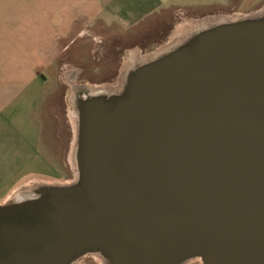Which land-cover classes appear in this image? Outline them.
<instances>
[{"label": "water", "instance_id": "95a60500", "mask_svg": "<svg viewBox=\"0 0 264 264\" xmlns=\"http://www.w3.org/2000/svg\"><path fill=\"white\" fill-rule=\"evenodd\" d=\"M76 109L78 176L0 205V264H264V14Z\"/></svg>", "mask_w": 264, "mask_h": 264}, {"label": "crops", "instance_id": "0c3cea01", "mask_svg": "<svg viewBox=\"0 0 264 264\" xmlns=\"http://www.w3.org/2000/svg\"><path fill=\"white\" fill-rule=\"evenodd\" d=\"M261 1L0 0V192L10 195L53 172V159H44L39 147L57 94L50 85L59 83L61 66L74 65L73 51L91 49L96 37L112 41L127 33L166 35L158 50L171 42L178 19L249 10ZM54 67L56 81L46 75ZM38 162H47L44 171Z\"/></svg>", "mask_w": 264, "mask_h": 264}, {"label": "rangeland", "instance_id": "374dc122", "mask_svg": "<svg viewBox=\"0 0 264 264\" xmlns=\"http://www.w3.org/2000/svg\"><path fill=\"white\" fill-rule=\"evenodd\" d=\"M260 11V13H259ZM262 11V12H261ZM264 12V1L258 2L252 9L235 10L226 14L208 15L200 18H193V20L201 21L208 18H215V16H232V15H262ZM264 14V13H263ZM192 18L178 19L176 29L172 33L171 39L176 35L179 26L190 22ZM192 20V21H193ZM191 34V33H190ZM102 38L93 39L91 49L87 47L85 51L72 52L76 54L73 66H61L59 70V83H52L53 88L57 86V94L55 98L50 99L53 102L52 108L46 110L45 128H43L42 141L39 152L43 154L44 159H48V155L53 159L51 175L38 176L28 179L27 182L15 189L10 195H5L4 191L0 192V205L11 203L15 200L17 192L23 189H30L42 184H67L72 183L77 178V174L72 170L69 156L74 145V131L73 124L70 120V110L72 105L70 103V96L72 92V85L92 86V85H111L118 84L124 62L129 55L133 53H140L142 56L153 55L158 50H153L159 43L167 40V36H155L151 33L144 34H123L118 35L117 38L111 41V35L101 36ZM140 38L141 41H137ZM157 40V44L155 41ZM111 41V42H110ZM167 46V45H166ZM164 46L163 48H165ZM161 47V46H159ZM77 48V47H76ZM162 49V48H161ZM160 49V50H161ZM144 54V55H143ZM132 69V68H131ZM130 69V70H131ZM52 70V71H51ZM129 70V71H130ZM57 69L50 68L46 75L49 77L56 74ZM50 78V77H49ZM53 78V77H51ZM56 81V76L53 78ZM86 84V85H85ZM48 86V85H47ZM47 162H38L35 164L38 170L46 167ZM51 168V169H52ZM38 184V185H37ZM30 185V187H29ZM32 186V187H31ZM35 189V188H34ZM102 259V260H100ZM82 262V263H81ZM79 264H106L105 259L100 255L89 254L79 260ZM186 264H202L200 260H192Z\"/></svg>", "mask_w": 264, "mask_h": 264}, {"label": "bare ground", "instance_id": "6f19581e", "mask_svg": "<svg viewBox=\"0 0 264 264\" xmlns=\"http://www.w3.org/2000/svg\"><path fill=\"white\" fill-rule=\"evenodd\" d=\"M262 12V11H261ZM260 13V11H259ZM264 13V12H263ZM261 13V14H263ZM246 16L243 15H232V16H215V18H208L206 20H202L200 19V21L197 20H191L190 22L188 21L187 23L181 25L178 27L177 31H176V35L173 37V39L171 40V42L165 47L162 48L161 50L159 49V51H156L155 53H153V55L150 56H142L140 53H133L132 55H129L128 58H126L125 62H124V67L122 69V73L119 79V82L117 85H92V86H79V85H73L72 86V92L71 96H70V103L72 105V110H70V120L72 121L73 124V131H74V145L72 148V151L70 153L69 156V161L71 163L72 169L74 171V173L77 174L78 176V169H77V162H76V149H77V130H78V112L76 109V103L78 101V94L81 93L82 97L81 98H86L87 96H91V95H98V94H105V95H110V94H114L116 92H119L120 90H122L125 81H126V77L127 75L136 68V65L139 64H144L170 50H172L173 48H175L180 42H182L184 39H186L187 37H189L191 34H193L194 32L198 31L199 29H203L205 27H208L210 25L213 24H217V23H224V22H233L242 18H245ZM191 33V34H190ZM144 55V54H143ZM137 65V66H139ZM133 68V69H131ZM131 69V70H130ZM130 70V71H129ZM86 85V84H85ZM38 185V184H37ZM30 187V185H29ZM32 187V186H31ZM34 188L36 187H32L28 190L23 189L19 192H17V196L15 198L14 201H22L25 200L27 198H30L32 196H34ZM102 260V259H100ZM82 263V262H81ZM76 264H79V261H77Z\"/></svg>", "mask_w": 264, "mask_h": 264}, {"label": "flooded vegetation", "instance_id": "af4514ba", "mask_svg": "<svg viewBox=\"0 0 264 264\" xmlns=\"http://www.w3.org/2000/svg\"><path fill=\"white\" fill-rule=\"evenodd\" d=\"M137 65H139V64H137ZM137 65H136V67H137ZM133 69V68H132ZM74 85V84H73ZM72 85V86H73ZM76 85V84H75ZM78 97H82V95H81V93H79L78 95H77Z\"/></svg>", "mask_w": 264, "mask_h": 264}]
</instances>
